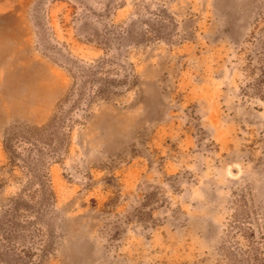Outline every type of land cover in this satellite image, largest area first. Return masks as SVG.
Listing matches in <instances>:
<instances>
[{
    "label": "rangeland",
    "instance_id": "rangeland-1",
    "mask_svg": "<svg viewBox=\"0 0 264 264\" xmlns=\"http://www.w3.org/2000/svg\"><path fill=\"white\" fill-rule=\"evenodd\" d=\"M0 264H264V0H0Z\"/></svg>",
    "mask_w": 264,
    "mask_h": 264
}]
</instances>
